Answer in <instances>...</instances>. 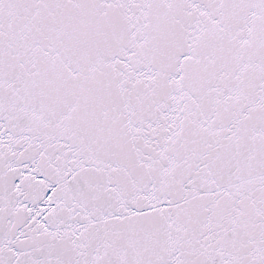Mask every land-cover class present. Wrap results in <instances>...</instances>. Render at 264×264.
I'll use <instances>...</instances> for the list:
<instances>
[{"label": "snow or ice", "instance_id": "1", "mask_svg": "<svg viewBox=\"0 0 264 264\" xmlns=\"http://www.w3.org/2000/svg\"><path fill=\"white\" fill-rule=\"evenodd\" d=\"M0 264H264V0H0Z\"/></svg>", "mask_w": 264, "mask_h": 264}]
</instances>
